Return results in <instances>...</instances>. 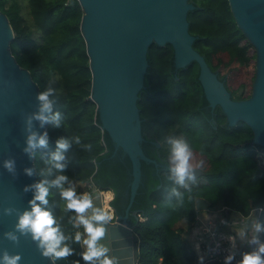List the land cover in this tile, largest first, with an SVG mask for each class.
<instances>
[{
  "label": "trees",
  "instance_id": "obj_1",
  "mask_svg": "<svg viewBox=\"0 0 264 264\" xmlns=\"http://www.w3.org/2000/svg\"><path fill=\"white\" fill-rule=\"evenodd\" d=\"M23 1L30 22L21 14ZM189 2L195 6L186 11L188 33L195 36L193 49L216 72L231 99L247 98L255 74V49L236 25L227 0ZM0 12L12 30L7 43L9 53L28 71L38 93L49 85L57 89L53 98L58 102L53 112H61L64 119L59 129L46 124L48 146L38 147L31 155L36 184L66 175L71 185L66 183L65 188L73 186L77 195L102 191L103 202L109 208L107 203L113 198L112 191L109 187H100L91 178L96 171L94 159L106 147L102 130L94 122V103L88 99L90 71L79 28L82 10L78 1L0 0ZM30 26L37 32V38L32 36ZM171 54L169 43L151 42L147 47V72L143 82L148 94L138 92L136 99L138 115L144 118L142 136L151 137L159 144L154 151L168 167V139H185L194 150L193 163L202 174L196 177L195 183L187 182L189 191L175 183L169 170L157 173L160 184L148 195L149 211L144 215L141 209L131 211L134 224L130 227L137 237L136 264H200L199 255L185 238L196 217V197L207 201L208 210L225 207L224 219L232 212L245 216L251 208L261 207L256 222L264 228V149L252 141L251 130L243 121L238 120L228 128L220 126L225 116L218 105L213 120L207 121L197 110L200 91L194 80L196 62L190 61L178 70L173 80L169 70ZM76 136L81 137L80 145L74 142ZM59 138L71 143L64 153L63 172H57L51 163ZM88 143L93 145L90 152L83 147ZM49 168H52L51 175H41ZM82 184L86 186L79 187ZM173 188L183 193L182 206L171 194ZM42 207L51 212L68 237L66 243L73 249V255L66 259H51L53 264H86L81 257L83 246L74 239L78 231L82 232L81 226H74L76 214L66 210L60 189L50 187L48 203ZM137 213L141 219L136 217ZM257 237L264 242V231ZM205 264L218 263L207 261ZM232 264L240 261L234 259Z\"/></svg>",
  "mask_w": 264,
  "mask_h": 264
},
{
  "label": "water",
  "instance_id": "obj_2",
  "mask_svg": "<svg viewBox=\"0 0 264 264\" xmlns=\"http://www.w3.org/2000/svg\"><path fill=\"white\" fill-rule=\"evenodd\" d=\"M77 1L90 71L88 99L94 103V122L102 130L106 147L94 159L96 171L91 178L112 191L107 205L115 212L114 222L105 225L106 235L100 242L111 249L109 255L120 258V264H136L137 237L130 227L134 224L131 211L141 209L142 215L149 211L148 195L160 184L157 173L170 171L154 151L158 147L155 140L142 136L144 118L136 106L138 92L148 94L143 82L147 47L151 42L171 45L169 70L173 80L178 70L195 61L194 80L200 91L197 110L210 121L218 105L225 116L220 126L228 128L243 121L251 130L252 141L264 149V0H227L236 25L255 49L250 95L240 100L230 98L216 72L193 49L195 36L188 33L186 11L195 6L189 0ZM11 37V27L0 12V257L7 252L21 255L19 264H53L51 258L42 256L31 234L22 235L15 227L18 217L31 210L29 201L35 194L32 156L23 149L27 146L26 118L38 111L39 101L28 71L8 51ZM45 127L33 121L32 130L43 133ZM7 160L14 161L13 172L4 167ZM25 169H31L32 175ZM201 174L196 168V177ZM101 192L92 194L94 207L103 208ZM194 208L206 210L207 201L196 197ZM91 214L89 209L87 215ZM81 230L82 240L86 239L82 225ZM9 232L19 243L6 238ZM247 246L242 252L251 250Z\"/></svg>",
  "mask_w": 264,
  "mask_h": 264
},
{
  "label": "clouds",
  "instance_id": "obj_3",
  "mask_svg": "<svg viewBox=\"0 0 264 264\" xmlns=\"http://www.w3.org/2000/svg\"><path fill=\"white\" fill-rule=\"evenodd\" d=\"M57 95V89L49 85L43 91L37 94L36 99L39 101L38 111L34 112L26 118V131L28 132L26 139V147L23 151L29 155H33L35 149L46 148L48 146V133H38L32 130L33 121H38L41 128L46 124H51L53 128L59 129L64 124V119L61 112H53L57 100L54 99ZM74 142L80 145L81 137H74ZM170 145L169 165L172 178L180 187L188 189L191 181L195 183L196 180V166L193 163V148L190 144L182 138L170 137L167 141ZM71 143L66 138H59L56 141L57 150L51 156L52 168L57 172H63L66 165L62 163L65 160L64 153L68 151ZM86 151H92L93 145L91 143L83 145ZM202 161L200 166H202ZM4 167L9 171H14V161L7 160L4 162ZM52 168H49L47 173L41 175H51ZM28 175H32L31 169H25ZM71 185L66 175H58L50 182L42 180L33 185L35 194L32 200L29 201L31 210H25L19 217L16 224V230L22 235L31 234V239L37 242V248L43 257L51 258L52 260L66 259L73 255V249L66 243L68 237L61 231L56 219L51 212L46 210L42 205H47L49 188L54 187L60 189V196L66 202V210L74 211L76 214L73 217L74 226H83L87 238L82 240L81 234L76 233L74 239L76 243H81L84 251L81 253L82 260L86 264H120V258L115 255H109L111 249L100 241L106 235V224L114 222V214L112 211L105 208L94 207L93 196L90 193H83L77 195L73 186L67 188L65 184ZM28 191V187L24 189ZM171 194L177 197L179 205H183V193L176 188L171 190ZM37 201L39 203H37ZM92 210L91 215H87L88 210ZM9 210H5L7 213ZM264 231L260 223H255V232L260 233ZM6 238L13 242L19 243V238L13 233L5 234ZM251 244L257 247L242 255L240 264H264V242L253 235ZM22 256L19 254L9 255L7 252L0 257V264H19ZM234 259L233 255H227L224 259V264H231ZM200 264H203V257L200 258Z\"/></svg>",
  "mask_w": 264,
  "mask_h": 264
},
{
  "label": "built area",
  "instance_id": "obj_4",
  "mask_svg": "<svg viewBox=\"0 0 264 264\" xmlns=\"http://www.w3.org/2000/svg\"><path fill=\"white\" fill-rule=\"evenodd\" d=\"M260 210L261 207H253L245 216L235 213L234 216L229 214L228 218L224 219L222 214L226 213L227 209L222 207L219 210L212 212L214 213V216L206 220L205 223H200L199 228L201 235L198 236V255L200 258L203 257V264L207 261H215L218 264H224V259L227 255H233L234 259L240 261L241 259L236 243V234L232 230L224 229V225L228 227L231 226V224H238L239 222L242 225L241 227L244 228V231L247 232L245 220L252 217V222H250L255 231V223H257L256 221ZM136 217L141 219L138 213L136 214ZM247 233L250 235L249 232ZM257 235L258 233L255 232V236ZM233 260L231 264L233 263Z\"/></svg>",
  "mask_w": 264,
  "mask_h": 264
},
{
  "label": "crops",
  "instance_id": "obj_5",
  "mask_svg": "<svg viewBox=\"0 0 264 264\" xmlns=\"http://www.w3.org/2000/svg\"><path fill=\"white\" fill-rule=\"evenodd\" d=\"M212 216H214V213H208L207 210H200V211L198 210L196 213V217H195V220H194L192 227L186 233L187 241L189 242L190 246L197 252V254H199L198 253V246H199L198 236L201 235L200 234V228H199L200 223H205L206 220L210 219ZM238 224H231V226H228V227L224 225V227H225L224 229L232 230L236 234V243L238 246L239 256L241 259L242 255L245 253V252H242V250L245 247H248L247 245L251 246V250L248 249V252L254 250L256 247L254 244L250 243L251 237L247 233L248 231L247 232L244 231V228L241 227L242 225L239 222H238ZM237 233H238V235H237Z\"/></svg>",
  "mask_w": 264,
  "mask_h": 264
},
{
  "label": "rangeland",
  "instance_id": "obj_6",
  "mask_svg": "<svg viewBox=\"0 0 264 264\" xmlns=\"http://www.w3.org/2000/svg\"><path fill=\"white\" fill-rule=\"evenodd\" d=\"M21 14H22V16H23V19H25L27 22H30V16H29V14H28V11H27V5L25 4V2L23 1V2H21ZM31 24V23H30ZM31 27V26H30ZM32 28V36L34 37V38H37V32L33 29V27H31ZM157 143V142H156ZM158 144V143H157ZM159 145V144H158ZM164 145H166V144H164ZM170 147V146H169ZM83 185V186H82ZM82 185H79V187H85L86 185L85 184H82ZM94 190H92V192H93ZM85 193V192H84ZM83 194V193H82ZM106 206V205H105ZM106 209H108L109 210V208H106ZM207 210V212L208 213H212V212H215V211H211V210H208V209H206ZM217 211V210H216ZM230 215H232V216H234L235 215V213H230ZM252 222V217H249L248 218V220H245V227H246V230L250 233V236H253V235H255V231H254V229H253V226H252V224H251V222ZM80 232V234H81V237H82V233H81V231H79ZM185 238H187V236L185 235ZM255 247H257V245H255Z\"/></svg>",
  "mask_w": 264,
  "mask_h": 264
},
{
  "label": "bare ground",
  "instance_id": "obj_7",
  "mask_svg": "<svg viewBox=\"0 0 264 264\" xmlns=\"http://www.w3.org/2000/svg\"><path fill=\"white\" fill-rule=\"evenodd\" d=\"M102 193V192H101ZM101 195V194H100ZM101 201H102V206H103V208H105L106 209V206H105V204H104V202H103V198H102V196H101ZM110 208V207H109Z\"/></svg>",
  "mask_w": 264,
  "mask_h": 264
},
{
  "label": "flooded vegetation",
  "instance_id": "obj_8",
  "mask_svg": "<svg viewBox=\"0 0 264 264\" xmlns=\"http://www.w3.org/2000/svg\"><path fill=\"white\" fill-rule=\"evenodd\" d=\"M237 235H238V233H237ZM240 237V236H239ZM241 238V237H240ZM252 238V237H251Z\"/></svg>",
  "mask_w": 264,
  "mask_h": 264
}]
</instances>
